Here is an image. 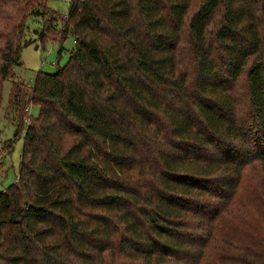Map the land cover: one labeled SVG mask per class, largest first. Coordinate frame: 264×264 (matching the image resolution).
Masks as SVG:
<instances>
[{
  "label": "trees",
  "instance_id": "obj_1",
  "mask_svg": "<svg viewBox=\"0 0 264 264\" xmlns=\"http://www.w3.org/2000/svg\"><path fill=\"white\" fill-rule=\"evenodd\" d=\"M46 1L0 0V92L22 124L39 107L0 192V264H264V0ZM28 16L74 38L32 87L13 73Z\"/></svg>",
  "mask_w": 264,
  "mask_h": 264
},
{
  "label": "rangeland",
  "instance_id": "obj_2",
  "mask_svg": "<svg viewBox=\"0 0 264 264\" xmlns=\"http://www.w3.org/2000/svg\"><path fill=\"white\" fill-rule=\"evenodd\" d=\"M70 0H47L46 7L62 15L68 12ZM42 17L28 16L25 21V28L22 33V48L20 50V64L13 67L14 78L22 81L27 87H32L34 76L37 71L53 73L57 68L62 67L69 58L70 51L74 48V38L69 33L63 41H56L53 38L57 34L55 30L61 27L57 22L55 30L47 37L40 39L38 32L44 25ZM245 75V71L242 74ZM236 80L232 90L237 97L240 109L247 103L245 94L244 77ZM12 87V80L6 78L1 86L0 99V192L15 182L19 170L20 155L22 150L23 136L26 124H22L17 110L9 109V97ZM29 89V88H28ZM25 100V99H24ZM29 115L35 119L39 107L30 101ZM22 113V111H21ZM33 120H31L32 122ZM20 122V125H19ZM17 131V135L15 134ZM258 168L251 166L246 169L244 182L238 192L237 205H249V191L254 188L258 179ZM250 208H243L246 211L243 216L248 218Z\"/></svg>",
  "mask_w": 264,
  "mask_h": 264
},
{
  "label": "built area",
  "instance_id": "obj_3",
  "mask_svg": "<svg viewBox=\"0 0 264 264\" xmlns=\"http://www.w3.org/2000/svg\"><path fill=\"white\" fill-rule=\"evenodd\" d=\"M25 112H27V115L24 117L23 121H24V124H27L28 123V119H29V111H30V107H26Z\"/></svg>",
  "mask_w": 264,
  "mask_h": 264
}]
</instances>
